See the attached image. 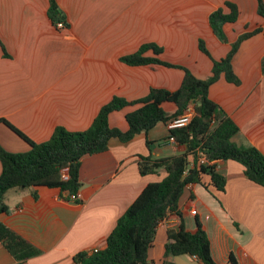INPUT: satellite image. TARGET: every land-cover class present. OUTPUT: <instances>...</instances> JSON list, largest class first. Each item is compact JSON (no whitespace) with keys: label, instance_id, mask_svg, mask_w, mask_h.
I'll return each mask as SVG.
<instances>
[{"label":"crops","instance_id":"crops-1","mask_svg":"<svg viewBox=\"0 0 264 264\" xmlns=\"http://www.w3.org/2000/svg\"><path fill=\"white\" fill-rule=\"evenodd\" d=\"M56 1L64 19L55 24L49 16L50 0H0V120L9 121L36 143L47 142L58 127L87 130L114 96L132 101L153 87L177 90L183 69L121 60L141 45L155 43L163 48L162 60L207 78L213 60L225 57L240 35L264 28L258 0ZM226 2L235 3L239 14L235 22L224 25L227 39L222 41L209 17L219 8L228 13ZM59 22L64 27H58ZM200 39L211 56L200 49ZM263 59L264 32L259 31L245 39L234 56L240 84L222 75L209 95L240 128L233 141L256 147L264 155ZM137 107L112 112L110 126L128 130L126 115ZM163 107L168 112L177 108L172 102ZM169 135L168 125L160 123L126 142L111 138L108 149L84 156L78 201L64 199L59 188L9 190V211L1 213L0 220L40 250L26 264H75L77 253L104 248L118 219L146 185L166 176L164 169L142 175L139 162L184 152L183 146L168 141ZM0 145L10 152L31 148L4 122H0ZM215 163L226 178L225 191L187 185L179 202L183 216L173 213L160 222L149 251L150 264L166 259L200 264L187 254L165 257L168 230L178 229L182 221L194 230L198 219L218 264H226L231 254L240 264H264V186L249 180L237 161ZM16 262L0 241V264Z\"/></svg>","mask_w":264,"mask_h":264},{"label":"trees","instance_id":"trees-1","mask_svg":"<svg viewBox=\"0 0 264 264\" xmlns=\"http://www.w3.org/2000/svg\"><path fill=\"white\" fill-rule=\"evenodd\" d=\"M226 5L230 10L228 13L219 8L209 17L211 28L222 41L227 39L224 25L235 22L239 14L235 3L226 2ZM258 10L264 17V0H258ZM49 16L55 24L64 19L56 0H50ZM259 31L264 32V28L240 35L225 57L213 60L212 73L207 78H198L189 68L162 60L159 56L163 48L157 44L141 45L135 53L125 55L121 60L130 65L161 64L181 68L185 72L181 86L174 91L153 87L146 96L132 101L114 96L100 109L87 130L70 131L58 127L47 142L36 143L9 121L0 120L31 146L25 152H10L0 145V214L9 211L6 194L14 188H59L64 199L72 200L82 186L80 164L84 156L105 151L111 138L126 142L160 123L168 125L190 106L195 110L191 123L186 127L170 129V135L185 148L184 152L156 160L144 158L139 162L142 175L155 174L159 169H164L166 176L146 185L118 219L104 248L77 253L74 256L75 264H150L149 251L160 222L173 213L183 216L179 202L187 185L201 184L208 190L212 186L220 192L225 191L226 178L217 170V160L241 163L246 177L264 186V155L256 147H241L233 141L240 128L209 95L211 85L222 75L229 82L240 84V78L233 68L234 56L241 43ZM199 46L211 56L203 39H200ZM149 51H153L154 56H148ZM166 102L174 103L176 111L165 110L163 104ZM130 105L138 107L126 115L128 130L111 127L110 114ZM201 156H205L208 162L201 163ZM205 178H209V181H205ZM168 236L170 241L165 246L166 258L187 254L196 257L200 264H218L212 256L207 230L199 219L194 230L186 228L182 221L178 229L168 230ZM0 241L15 257V264H26L27 259L40 253L37 247L1 220ZM163 264L175 263L166 259ZM226 264L240 263L231 254Z\"/></svg>","mask_w":264,"mask_h":264},{"label":"built area","instance_id":"built-area-1","mask_svg":"<svg viewBox=\"0 0 264 264\" xmlns=\"http://www.w3.org/2000/svg\"><path fill=\"white\" fill-rule=\"evenodd\" d=\"M58 27H64V23L63 22H59ZM195 114V110L193 106H190L184 114L174 118L169 124L168 127L169 129H175V128H182V127H186L187 125H189L194 117ZM168 141L174 144H178L176 138L173 135H169L168 137ZM200 162L204 163V162H208L207 158L205 156H201L200 158ZM80 199V193L78 192L77 195L72 197L73 201H77ZM193 214L197 213V210L192 209L191 211Z\"/></svg>","mask_w":264,"mask_h":264}]
</instances>
